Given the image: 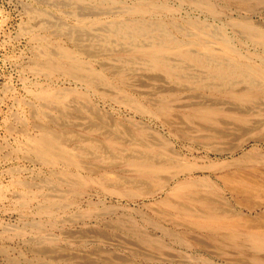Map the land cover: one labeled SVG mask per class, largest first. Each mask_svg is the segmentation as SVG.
<instances>
[{"label":"rangeland","instance_id":"1","mask_svg":"<svg viewBox=\"0 0 264 264\" xmlns=\"http://www.w3.org/2000/svg\"><path fill=\"white\" fill-rule=\"evenodd\" d=\"M261 34L264 0H0V264H264Z\"/></svg>","mask_w":264,"mask_h":264},{"label":"bare ground","instance_id":"2","mask_svg":"<svg viewBox=\"0 0 264 264\" xmlns=\"http://www.w3.org/2000/svg\"><path fill=\"white\" fill-rule=\"evenodd\" d=\"M142 9V8H141ZM140 10V9H139ZM130 11V10H129ZM138 12V11H137ZM100 13V12H99ZM142 13V12H141ZM101 18V17H100ZM122 18V17H121ZM127 20V19H126ZM81 22V21H80ZM246 29H250L249 25L246 24V26H244ZM256 29V28H255ZM262 37H259V39L261 41H264V36L261 34ZM221 43V47H222V50H220L222 52V54H214L213 56L219 58L221 56H226V57H232V58H237V57H240V54L234 49L232 48V46L230 45L229 41L226 40V39H222L220 41ZM44 45V44H43ZM150 46V45H149ZM204 46V45H203ZM169 47V46H168ZM65 48V47H64ZM173 48V47H172ZM160 50H158V52H164L165 48L163 46H160L159 47ZM176 49V48H175ZM122 51V50H121ZM129 51V50H128ZM180 52V51H179ZM181 53V52H180ZM185 54L187 56H189L191 59L195 60V61H200V57L199 56H195L193 55L192 53L190 52H185ZM104 55V54H103ZM63 57L65 59H67V61H69V66L70 68L72 69L69 73H71L70 75L72 77H76L74 75V72L73 71H78V70H83V65L82 63L80 62V59L78 57H76L74 54H69L68 52L67 53H64L63 54ZM208 60V59H207ZM210 61V60H209ZM83 62V61H82ZM63 63V62H61ZM159 65H162L163 67L164 66H167L169 69L170 67L162 62V61H158L157 62ZM203 64H206L205 62H202ZM219 64V63H218ZM226 65V64H225ZM207 66L209 68H214L216 71H224V70H229V72L231 74H233V71H232V67H228L226 69L224 68H221L219 66H215V65H212L210 63H207ZM88 68V67H87ZM166 68V67H165ZM58 69V65L56 64H48L47 66V70L50 72V73H53V74H56V71ZM235 71V69H234ZM89 73V80L87 82L91 83V78L93 77V75H95V73L89 68L88 71ZM230 74V75H231ZM176 75V74H175ZM77 78V77H76ZM260 90V89H259ZM58 92V91H57ZM39 129V135L37 137H35L33 140H31V147H30V152L33 153L40 161L41 164L43 165H46V166H61L62 168H74L76 169L77 171H80V170H90L89 167H86L84 166L80 161L76 160L75 157H76V154L73 153V152H66L65 150H62L61 153L57 152V148H56V145L59 143L60 139L62 137L60 136H57L53 131H50V130H47L46 128H38ZM94 128L92 127H89V131H93ZM108 133V132H106ZM109 134V133H108ZM71 139L73 140H80L82 142H84L85 144H88L90 145V147H92L93 149L97 150L98 148H102V145H100L99 143H96L95 141L91 140L90 138L86 137V136H76V135H72L71 136ZM160 142V141H159ZM60 143L63 144V142L61 141ZM139 143V141L137 142ZM160 145V144H159ZM148 146V144H147ZM149 147V146H148ZM172 148V147H171ZM170 149V147H169ZM173 149V148H172ZM174 150V149H173ZM177 153V152H176ZM79 156V155H78ZM129 156V155H128ZM138 157V156H137ZM159 160V159H158ZM170 161V159H168ZM166 160V161H168ZM175 160V159H174ZM181 162V161H179ZM150 163V162H149ZM183 163V162H182ZM38 164V162H37ZM132 167V166H131ZM174 168V167H173ZM156 171V167L154 169ZM176 172V171H175ZM244 177V176H243ZM156 178V177H155ZM168 178V177H166ZM237 178V177H235ZM240 179V178H239ZM249 179V178H247ZM171 180V179H170ZM129 181V180H128ZM127 181V182H128ZM138 181V180H137ZM141 181V180H139ZM145 181V180H144ZM250 181V180H249ZM80 182V180H75L72 184L73 185H77L78 183ZM125 182V181H124ZM193 182V181H192ZM262 182V181H261ZM126 183V182H125ZM233 183V182H232ZM118 185V184H117ZM258 185V184H257ZM263 185V184H262ZM135 186V185H134ZM166 186V185H165ZM138 187V186H137ZM180 187V186H179ZM210 187V186H209ZM238 187V186H237ZM239 188V187H238ZM145 189V188H143ZM241 189V188H240ZM158 190V189H157ZM175 190V189H174ZM234 190V188H233ZM243 190V189H242ZM70 191V190H69ZM259 191V190H258ZM146 192V191H145ZM239 192V191H238ZM200 193V192H199ZM240 193V192H239ZM255 195V194H254ZM263 195V194H261ZM205 196V195H204ZM203 197V196H202ZM201 198V197H200ZM208 198V197H207ZM199 199V198H197ZM210 199V198H209ZM252 199V198H251ZM171 200V199H170ZM208 200V199H207ZM247 200V199H246ZM259 200V199H257ZM174 201V200H173ZM177 202V201H176ZM174 202V203H176ZM242 202V201H241ZM179 203V202H178ZM251 203V202H250ZM249 203V204H250ZM262 203V202H261ZM264 203V202H263ZM180 204V203H179ZM233 204V203H232ZM245 204V203H244ZM185 205V204H184ZM247 205V203H246ZM260 206V205H259ZM211 207V206H210ZM209 207V208H210ZM239 207V206H238ZM254 207V206H253ZM188 208V207H187ZM190 208V207H189ZM208 208V207H207ZM217 208V207H216ZM233 208V207H232ZM242 208V207H241ZM256 208V207H255ZM254 208V209H255ZM179 209V208H178ZM215 209V208H214ZM230 210V209H229ZM235 210V209H234ZM239 210V209H238ZM201 211V210H200ZM223 211V210H222ZM203 212V211H201ZM235 212V211H234ZM232 211V213H230L228 211V209L222 213H220V215L222 216H226L228 215L229 213L231 215H233L234 213ZM219 213V212H218ZM236 213V212H235ZM241 215V214H240ZM244 215V214H243ZM235 216V215H234ZM237 216V215H236ZM254 219V218H253ZM246 221V220H244ZM249 221V220H248ZM251 221V220H250ZM254 222V221H252ZM259 222H257L258 224ZM262 223V222H261ZM245 224V223H244ZM264 224V223H263ZM262 226L260 227H257L256 229H261ZM264 232V231H262ZM229 234V233H228ZM236 234V233H235ZM242 236V235H241ZM251 247V246H250ZM255 254V253H254ZM263 254V253H262ZM261 256H264L262 255ZM261 259V258H260Z\"/></svg>","mask_w":264,"mask_h":264}]
</instances>
